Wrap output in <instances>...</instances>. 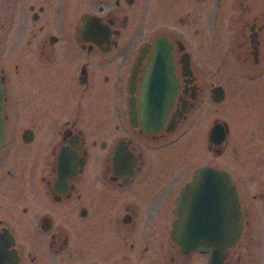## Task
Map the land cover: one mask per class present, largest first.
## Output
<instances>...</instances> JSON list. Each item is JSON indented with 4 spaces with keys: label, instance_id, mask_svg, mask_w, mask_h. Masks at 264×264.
I'll list each match as a JSON object with an SVG mask.
<instances>
[{
    "label": "flooded vegetation",
    "instance_id": "flooded-vegetation-1",
    "mask_svg": "<svg viewBox=\"0 0 264 264\" xmlns=\"http://www.w3.org/2000/svg\"><path fill=\"white\" fill-rule=\"evenodd\" d=\"M0 87V264H264V0H0ZM202 166L220 252L172 233Z\"/></svg>",
    "mask_w": 264,
    "mask_h": 264
},
{
    "label": "water",
    "instance_id": "water-1",
    "mask_svg": "<svg viewBox=\"0 0 264 264\" xmlns=\"http://www.w3.org/2000/svg\"><path fill=\"white\" fill-rule=\"evenodd\" d=\"M2 92L0 87V147L4 144V120L2 117ZM210 174L222 178L227 186V227L217 225L220 209L215 206L210 194H202L197 202L190 206L191 184L201 175ZM179 202L182 210L179 219L175 222L173 236L182 240L186 249L207 250L214 246L216 252L232 245L240 235L242 227V213L240 210L236 186L231 176L224 170L214 167L202 166L197 169L194 178L186 185Z\"/></svg>",
    "mask_w": 264,
    "mask_h": 264
},
{
    "label": "snow or ice",
    "instance_id": "snow-or-ice-1",
    "mask_svg": "<svg viewBox=\"0 0 264 264\" xmlns=\"http://www.w3.org/2000/svg\"><path fill=\"white\" fill-rule=\"evenodd\" d=\"M190 206L197 202L202 194H210V198L216 207L221 211L217 218V225L221 228L227 227L228 219L226 214L227 207V186L225 181L210 174L201 175L191 184Z\"/></svg>",
    "mask_w": 264,
    "mask_h": 264
},
{
    "label": "rangeland",
    "instance_id": "rangeland-1",
    "mask_svg": "<svg viewBox=\"0 0 264 264\" xmlns=\"http://www.w3.org/2000/svg\"><path fill=\"white\" fill-rule=\"evenodd\" d=\"M241 108H243V105L242 104L238 106V110L241 109Z\"/></svg>",
    "mask_w": 264,
    "mask_h": 264
}]
</instances>
